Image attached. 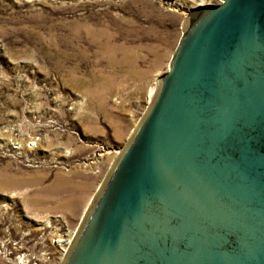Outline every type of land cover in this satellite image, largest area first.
<instances>
[{"label": "water", "instance_id": "water-1", "mask_svg": "<svg viewBox=\"0 0 264 264\" xmlns=\"http://www.w3.org/2000/svg\"><path fill=\"white\" fill-rule=\"evenodd\" d=\"M60 264H264V0L189 8Z\"/></svg>", "mask_w": 264, "mask_h": 264}, {"label": "rangeland", "instance_id": "rangeland-1", "mask_svg": "<svg viewBox=\"0 0 264 264\" xmlns=\"http://www.w3.org/2000/svg\"><path fill=\"white\" fill-rule=\"evenodd\" d=\"M218 2L0 0V264L62 262L189 8Z\"/></svg>", "mask_w": 264, "mask_h": 264}, {"label": "bare ground", "instance_id": "bare-ground-1", "mask_svg": "<svg viewBox=\"0 0 264 264\" xmlns=\"http://www.w3.org/2000/svg\"><path fill=\"white\" fill-rule=\"evenodd\" d=\"M158 90V89H157ZM156 92L157 91H150V99H151V101L154 99V97H155V95H156ZM122 151L123 150H121V151H117V153H119V155L117 156V158H116V160H115V162L113 163V165H112V167L114 166V164L116 163V161L118 160V158H119V156L121 155V153H122ZM107 152H109V151H107ZM112 169V168H111ZM74 236V235H73ZM73 236H70V237H67V238H58L57 239V241H58V243L59 244H61V249L63 250V251H68L69 250V246H71V244H72V242H73V240H74V238H75V236L73 237Z\"/></svg>", "mask_w": 264, "mask_h": 264}, {"label": "built area", "instance_id": "built-area-1", "mask_svg": "<svg viewBox=\"0 0 264 264\" xmlns=\"http://www.w3.org/2000/svg\"><path fill=\"white\" fill-rule=\"evenodd\" d=\"M221 1V0H220Z\"/></svg>", "mask_w": 264, "mask_h": 264}]
</instances>
